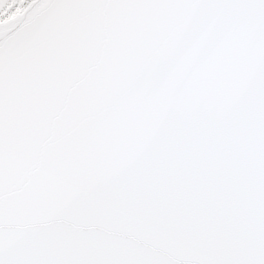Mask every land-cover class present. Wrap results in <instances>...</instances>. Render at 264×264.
I'll use <instances>...</instances> for the list:
<instances>
[{
    "label": "snow or ice",
    "instance_id": "6c2138e0",
    "mask_svg": "<svg viewBox=\"0 0 264 264\" xmlns=\"http://www.w3.org/2000/svg\"><path fill=\"white\" fill-rule=\"evenodd\" d=\"M0 264H264V0H0Z\"/></svg>",
    "mask_w": 264,
    "mask_h": 264
}]
</instances>
